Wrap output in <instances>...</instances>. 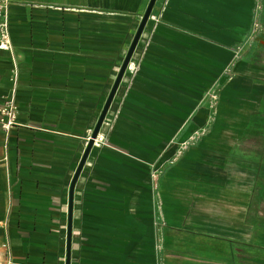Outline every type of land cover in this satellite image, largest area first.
<instances>
[{"label": "crops", "instance_id": "1", "mask_svg": "<svg viewBox=\"0 0 264 264\" xmlns=\"http://www.w3.org/2000/svg\"><path fill=\"white\" fill-rule=\"evenodd\" d=\"M255 1H156L75 185L70 264L246 263L255 212L264 231V48L238 49ZM149 2L11 0L0 264H66L70 185Z\"/></svg>", "mask_w": 264, "mask_h": 264}, {"label": "built area", "instance_id": "2", "mask_svg": "<svg viewBox=\"0 0 264 264\" xmlns=\"http://www.w3.org/2000/svg\"><path fill=\"white\" fill-rule=\"evenodd\" d=\"M11 0H0V49L12 51L13 50V40L11 35V24L9 18V6ZM256 10L255 14H259L261 9L264 7V0H256ZM259 26L258 21L254 23L255 29ZM18 116V105L15 95V91L10 94L4 101V105L0 108V124L3 129L9 132L17 124ZM160 205L158 204L157 210L160 213L155 221L156 229L158 234H161L163 227L165 225L164 219L160 212ZM4 247L7 249L8 244L5 243ZM163 245L161 238L158 239L156 243V250L158 252L162 251ZM5 264H14L10 255L7 254L5 259Z\"/></svg>", "mask_w": 264, "mask_h": 264}, {"label": "water", "instance_id": "3", "mask_svg": "<svg viewBox=\"0 0 264 264\" xmlns=\"http://www.w3.org/2000/svg\"><path fill=\"white\" fill-rule=\"evenodd\" d=\"M156 1L157 0H150V2H149V5H148V7L146 9V12H145L143 18H142L141 24H140V26L138 28V31H137V33L135 35V38H134V40L132 41V43L130 45L128 53H127V55H126V57H125V59L123 61V64H122L121 69L119 71V74H118V76L116 78V81H115V83L113 85V88H112V90L110 92V95L108 97V100H107V102L105 104V107H104V109L102 111V114L100 115V118H99V120L97 122V125L95 126V129H94V131L92 133V136H91V138H90V140L88 142V145H87V147L85 149V152H84V154L82 156V159H81V161L79 163V166H78V168H77V170L75 172V175H74V177L72 179V182H71V185H70V191H69L68 229H67V261H66V264H70V261H71L72 234H73V211H74V189H75V185H76L77 179H78V177H79V175H80V173H81V171L83 169V166L85 164V161H86V159H87V157H88V155H89V153H90V151H91V149H92V147L94 145L95 139H96V137H97V135L99 133L100 127H101V125L103 123V120H104V118L106 116V113H107V111L109 109V106H110V104H111V102H112V100L114 98V95L116 94L117 88H118V86L120 84V81H121V79L123 77V74L125 73V71H126V69L128 67V64L130 62L132 54H133V52H134V50H135V48H136V46L138 44L139 37H140L143 29L146 26V23L148 21V18L150 16L151 12H152V9H153Z\"/></svg>", "mask_w": 264, "mask_h": 264}, {"label": "rangeland", "instance_id": "4", "mask_svg": "<svg viewBox=\"0 0 264 264\" xmlns=\"http://www.w3.org/2000/svg\"><path fill=\"white\" fill-rule=\"evenodd\" d=\"M256 7H257V5H256V1H255V7H254V11H253L254 12L253 24L257 20L259 26H257V28L255 29V27L253 25V28L251 31L252 35H251V38H249L250 40L244 41L240 46H238L239 48L237 47L238 49L245 48L249 45L250 46L255 45V46L259 47V49L264 48V7H263V9H261V12L259 14H255ZM257 33L261 34V35H258L257 37H255V35ZM226 72H228V71H226ZM258 188H259V186H258ZM255 214H257V215L254 216V218H253L254 223H253V239H252V244H251V250L248 249L246 251V256H247L246 263L244 262L245 252L244 251L238 252L237 257L241 258L240 259L241 263H237V264H264V231L262 233V231L260 230L259 213L255 212Z\"/></svg>", "mask_w": 264, "mask_h": 264}]
</instances>
